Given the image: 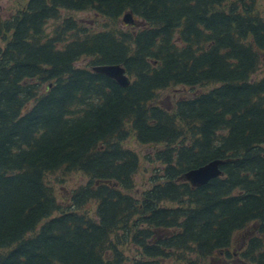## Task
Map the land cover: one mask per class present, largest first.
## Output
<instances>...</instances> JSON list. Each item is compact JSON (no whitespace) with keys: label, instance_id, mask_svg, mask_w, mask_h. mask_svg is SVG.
I'll use <instances>...</instances> for the list:
<instances>
[{"label":"trees","instance_id":"trees-1","mask_svg":"<svg viewBox=\"0 0 264 264\" xmlns=\"http://www.w3.org/2000/svg\"><path fill=\"white\" fill-rule=\"evenodd\" d=\"M257 1L24 0L0 16V264H264ZM127 12L138 23L120 26ZM109 64L127 86L91 69ZM170 86L194 92L163 105ZM214 159L221 175L182 179ZM57 170L86 180L59 199Z\"/></svg>","mask_w":264,"mask_h":264},{"label":"rangeland","instance_id":"rangeland-1","mask_svg":"<svg viewBox=\"0 0 264 264\" xmlns=\"http://www.w3.org/2000/svg\"><path fill=\"white\" fill-rule=\"evenodd\" d=\"M24 0H0V16L6 17L9 12L14 8L15 4L21 5L23 4ZM17 6V7H18ZM257 6L260 7L259 9L262 10V14H264V0H258ZM62 16H71L80 21L81 23H84L86 26H93L96 29L102 28L106 24H110V22L105 19L103 16L93 12V11H70V10H64L62 11ZM119 25L121 26L123 24L122 20L120 19ZM48 30L52 27V23H48ZM140 26V25H139ZM138 26H133L131 29H136ZM126 29H130L129 27H125ZM89 62V59H81L76 62L79 66H86ZM90 67V66H87ZM194 91H191L186 86H170L163 90L159 91V98L163 105H169L170 103H173V99L180 96H191ZM130 146L138 149L141 153H147L151 148L146 146L138 145L134 140L131 139ZM153 149V148H152ZM144 164L145 160H141ZM149 163L146 162L145 164V170H143L142 173H138L137 181L140 182L143 179L148 178V175L150 174V170H146ZM46 180L49 185H51L55 191V195L57 198H67L69 195V192L76 187L77 185L85 182L86 177L81 173L80 171H65V170H57L54 172L47 173ZM219 264L220 261L218 258H214L212 260L213 264ZM165 264H169V262H166ZM205 264H207V260L205 261Z\"/></svg>","mask_w":264,"mask_h":264},{"label":"water","instance_id":"water-1","mask_svg":"<svg viewBox=\"0 0 264 264\" xmlns=\"http://www.w3.org/2000/svg\"><path fill=\"white\" fill-rule=\"evenodd\" d=\"M130 18L131 15L129 13L125 14L124 21L130 22ZM93 69L115 79L120 85L126 86L128 84V79L124 75V69L119 65H101ZM222 162L220 159L211 160L200 167L185 172L182 178L188 180L192 185H201L221 173L219 165Z\"/></svg>","mask_w":264,"mask_h":264}]
</instances>
